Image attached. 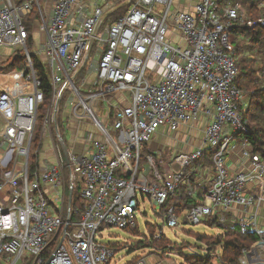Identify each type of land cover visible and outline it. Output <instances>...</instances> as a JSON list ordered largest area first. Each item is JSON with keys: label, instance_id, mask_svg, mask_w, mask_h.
Returning a JSON list of instances; mask_svg holds the SVG:
<instances>
[{"label": "built area", "instance_id": "1", "mask_svg": "<svg viewBox=\"0 0 264 264\" xmlns=\"http://www.w3.org/2000/svg\"><path fill=\"white\" fill-rule=\"evenodd\" d=\"M119 1L0 0V49L25 56L24 67L11 71L13 85L0 89V264H111L118 248L98 234L108 226L138 228L147 204L160 206L170 228L224 224L233 213V225L257 236L240 263L264 264V160L250 141L233 42L238 22L264 27V16L247 19L238 0H183L175 10V0H131L114 17ZM34 7L39 43L24 24ZM107 94V109L98 110ZM60 117L77 124L74 144ZM162 127L202 130L204 138L172 163L158 162L161 152L149 149L142 164V148ZM237 137L247 164L230 173L226 153ZM45 141L50 151L42 160ZM182 186L195 203L178 214L168 201L181 197ZM164 235L159 230L154 238Z\"/></svg>", "mask_w": 264, "mask_h": 264}, {"label": "trees", "instance_id": "2", "mask_svg": "<svg viewBox=\"0 0 264 264\" xmlns=\"http://www.w3.org/2000/svg\"><path fill=\"white\" fill-rule=\"evenodd\" d=\"M12 1L15 4H20L23 0ZM125 1L127 0H120L118 5H121ZM227 1L229 0H222L221 4H225ZM238 1L247 10V19L256 20L264 16V0ZM126 9L127 7L119 8L113 16L123 14ZM33 12L35 13V9ZM35 31H37L36 27L34 29ZM243 37L244 39H242ZM30 40L33 42V37ZM233 42L237 53L241 56L238 62L239 75L237 84L245 94L243 114L251 123L252 133L250 135V141L253 152L261 154L264 157V27L256 25L253 28H248L246 22H238L233 29ZM23 56V51H21V54L13 56L9 60L7 67L9 69L21 67L25 62ZM19 57L21 58L20 64L16 62ZM40 74L42 77L43 71H40ZM43 76L45 77V75ZM44 86L46 89L49 86L47 79L45 80ZM146 145L148 147V144ZM207 160L211 162L210 155L207 157ZM192 181L194 182V176ZM181 193L180 198H174L168 201L169 204L176 206V212L178 214L183 213L185 209L190 208L195 203V200L186 195L185 186H182ZM74 201L76 205L82 204L78 186L74 190ZM210 224H217L221 228V232L209 235L206 233L187 231L189 235H192L195 240L204 246L203 250H206L207 255L196 254V252L185 254L184 250L192 248L193 246L185 241L181 243L172 242L166 235L162 239L151 241H154V244H159L160 242L166 243L162 248L168 253L172 254L174 250H178L184 257V264H214L213 258H217L221 264H241L239 258L243 254V249L251 248L254 245L257 240L256 234L250 230H243L237 225H225L217 221L210 222ZM147 227L151 230L153 238L158 232L157 225L147 223ZM138 229L127 230L136 232ZM160 230H163V228L161 227ZM113 246H116L118 249L121 248L117 244ZM135 263L137 264L138 261Z\"/></svg>", "mask_w": 264, "mask_h": 264}, {"label": "rangeland", "instance_id": "3", "mask_svg": "<svg viewBox=\"0 0 264 264\" xmlns=\"http://www.w3.org/2000/svg\"><path fill=\"white\" fill-rule=\"evenodd\" d=\"M41 3H43V0H40ZM115 1V0H114ZM183 0H175L173 9H177L178 3ZM183 2H186L184 0ZM120 5V4H119ZM118 4L116 6H119ZM35 9V13L33 12ZM32 10V14L24 18V24L26 28L29 30L30 34L32 35L34 33V29L39 28L38 23H35L38 18V10L37 7H34ZM35 26V27H34ZM34 28V29H33ZM43 34L40 31H35V37L37 43L41 41V38H43ZM33 43L30 40L29 47L32 50L33 49ZM21 49H12V48H1L0 49V89L5 88L6 86H12L13 85V78L11 71L14 69H9L7 67V64L9 63V60L18 54H21ZM20 57L18 58V61H16L18 64H20ZM23 59L25 61V56H23ZM25 63V62H24ZM25 64H23L21 67L23 68ZM6 66V67H5ZM20 66V65H18ZM17 69V68H16ZM93 76H91V79ZM93 80V79H92ZM113 97V94H107L106 100L102 101L99 100L96 102L95 106L99 110H106L107 106L109 105L108 100H110ZM63 106V102L61 104V108ZM47 112V107L43 108L38 117V127H37V136L41 133V126L43 123V116ZM60 127L64 134V138L67 140L69 136L72 134V130L77 129V124L71 125L70 122H64L63 117H60ZM92 126V124H90ZM94 127V126H93ZM52 128L54 129V126L52 124ZM88 129L89 126L87 127ZM92 130V129H90ZM109 130L111 131V134L114 138H117V133L113 131L112 126L110 125ZM53 132V130H52ZM54 133V132H53ZM184 134H179L180 138L176 139L175 132L173 131H165V127L160 128L153 136L152 140L148 143L149 148L147 145H145L142 148V164L146 163L145 156L147 153L150 152V150H159L162 155H157L158 162H161V160L166 161L167 163H172L175 155L177 153L185 152V144L183 143V139L185 136ZM196 139L201 140L204 138V132L202 130H199L196 132V135L194 136ZM46 142H44L43 149L40 153V157L42 160H44L45 154H43L46 151H50V148L46 147ZM150 149V150H149ZM35 152V151H34ZM32 154L31 163L36 162L35 154ZM48 160H53L54 156L52 153L47 154ZM228 156V153H226V157ZM196 167V163H192L189 165V168ZM260 188L256 187L253 189V193L259 192ZM169 207L167 205L163 211ZM160 206L156 208H151L150 204H147L145 206V210L147 214H140L138 216V231L134 232L132 230H127L123 228H119L116 226H108L104 228V230L98 234L97 239L103 243H113L117 244L120 249L117 250L115 257L111 260V264H136V261H140L141 259H145L147 264H184V257L178 252V250H174L171 253L166 252L162 246L166 243L160 242L159 244H154L155 238H152V232L147 227V223H150L151 225H157L158 231L160 228H163L164 234L167 236V238L172 242L181 243L182 241L190 243L193 247L188 248L184 250L185 254L196 252V254H203L207 255L206 250L204 249V246L199 243L192 235H189L187 231H193V232H199V233H206L209 235H214L219 232H221V228L217 224H210L208 221H204L198 224H192V223H184L179 225L175 228H170L165 223L166 216L164 213L157 214L159 211ZM233 213L228 212L227 217L228 221L224 223L225 225H233L232 218ZM75 220H78L80 216L76 215ZM162 239V238H161ZM150 241V242H149ZM161 241V240H160ZM141 243V244H140ZM139 244V245H138ZM220 251V250H218ZM214 264H221L217 258H213ZM138 264V263H137Z\"/></svg>", "mask_w": 264, "mask_h": 264}, {"label": "crops", "instance_id": "4", "mask_svg": "<svg viewBox=\"0 0 264 264\" xmlns=\"http://www.w3.org/2000/svg\"><path fill=\"white\" fill-rule=\"evenodd\" d=\"M246 15H247V10H246ZM242 39H244V37ZM124 104H127V103H124ZM88 126L90 129H93L92 126H90V125H88ZM71 132H72V134H71V136L68 137V139H69V141H72V142H70L71 144H74L73 131H71ZM168 132H170V131H168ZM179 134H181V135L184 134L183 136H185L184 138H182L183 139L182 141H185L187 139L186 135L190 136V138H191V139H189V143L185 144V146H187L185 148V151L193 150L194 147L199 143V141H197L196 138L194 137L196 133L194 131L190 132L187 127H185L181 131V133L175 132L176 139L180 138ZM70 143H69V145L71 146ZM79 146L80 145L77 143V147H79ZM243 151H244V149H243V146L241 143V138L237 137L235 139L230 151L228 152V156L226 159V167L230 173L235 172V171L240 170V169H244L246 167L247 157H244ZM259 155L261 156L262 160H264V157L261 154H259ZM206 162H209V161L207 160ZM250 192H253V191H250ZM260 214H261V219H262L261 223H262V226L264 228V204L261 208Z\"/></svg>", "mask_w": 264, "mask_h": 264}, {"label": "water", "instance_id": "5", "mask_svg": "<svg viewBox=\"0 0 264 264\" xmlns=\"http://www.w3.org/2000/svg\"><path fill=\"white\" fill-rule=\"evenodd\" d=\"M131 0H128L126 3H122L121 5H119V8H122L124 7L125 5L129 4ZM56 124H57V120H56ZM60 144L66 154V156L68 155V149H67V146H66V143L63 141V139H61L60 141ZM68 159V158H67Z\"/></svg>", "mask_w": 264, "mask_h": 264}]
</instances>
